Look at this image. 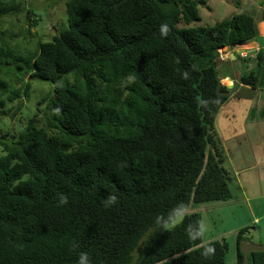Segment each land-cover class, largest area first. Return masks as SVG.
Listing matches in <instances>:
<instances>
[{
	"label": "trees",
	"instance_id": "16d2710c",
	"mask_svg": "<svg viewBox=\"0 0 264 264\" xmlns=\"http://www.w3.org/2000/svg\"><path fill=\"white\" fill-rule=\"evenodd\" d=\"M198 5L206 2L65 3L67 29L24 66L52 86L41 117L37 107L17 131L0 132V264H226L224 240L202 243L200 214L171 223L191 204L232 199L214 130L230 94L219 50L260 36L249 12L197 25ZM262 76L259 52L234 88L256 89ZM6 91L0 80V120H13L21 104L5 105L19 91L5 100ZM249 231H237L236 264L241 240L260 243ZM248 261L264 264V253Z\"/></svg>",
	"mask_w": 264,
	"mask_h": 264
},
{
	"label": "rangeland",
	"instance_id": "374dc122",
	"mask_svg": "<svg viewBox=\"0 0 264 264\" xmlns=\"http://www.w3.org/2000/svg\"><path fill=\"white\" fill-rule=\"evenodd\" d=\"M68 0H0V49L6 51L10 50L12 58L4 56L0 58V80L7 83V91L4 93L3 98L7 100L12 90L19 91V97L12 103L6 101L5 109L9 110L11 107H16L21 104V109L17 112V116L12 120L4 116L0 120V132L6 133L7 131H17L15 122L18 123V118H31L36 108L40 110L36 114L41 117L43 104H39L40 100L48 97L52 90V86L47 82L39 80H31L30 74L27 73L24 66L29 60L32 53L35 51L38 43L49 42L54 36H58L61 32L67 29L65 3ZM199 1V0H198ZM206 5H198V15L200 21L197 25L210 26L220 22L233 14L240 12H250L256 17L259 22L264 16V0H204ZM9 11L6 14L3 12ZM29 15V17H28ZM29 19V20H28ZM264 27L260 24V29ZM261 46L264 44L259 43ZM250 49L251 47H245ZM227 54V53H226ZM225 54V55H226ZM246 59H250L247 57ZM227 70L233 73L227 66L218 68V74L221 76L222 72ZM238 70H245L239 68ZM6 72L10 73V79L6 77ZM13 75H12V74ZM4 74V75H3ZM14 75L17 77L23 76L22 82L15 80ZM30 80V81H29ZM29 82L30 90L28 97L24 96V83ZM223 85L232 87L230 80H222ZM263 83L261 82L260 87ZM1 93V92H0ZM228 109H223L222 114L224 118H218L215 122L216 132L219 141H224L225 131L236 128L237 130L248 120L251 115H258V111L251 112L246 107L243 100H233ZM15 111V110H14ZM38 120V119H37ZM0 155H2L0 153ZM236 211L239 210L238 205H234ZM233 209V204L227 201L212 202L200 205H189L183 213L176 218L171 226L178 224L185 214L198 213L201 216V230H202V243H208L213 240H224L228 245L226 254V264H236V247L235 235L242 218L237 216ZM233 230V231H232ZM264 244V243H262Z\"/></svg>",
	"mask_w": 264,
	"mask_h": 264
},
{
	"label": "crops",
	"instance_id": "0c3cea01",
	"mask_svg": "<svg viewBox=\"0 0 264 264\" xmlns=\"http://www.w3.org/2000/svg\"><path fill=\"white\" fill-rule=\"evenodd\" d=\"M260 42L264 44L262 34H260ZM259 43L251 42L244 46L249 45L253 53L264 48ZM228 55L230 61L235 62V69L243 65L236 54L233 56L231 52H228ZM253 68L249 66L246 70ZM228 79L233 83L236 82L231 77ZM261 82L262 87H260ZM233 85L236 86V83ZM234 86L231 89L228 88L229 99L221 106L217 119L226 117L222 114V110L228 109L233 100L239 102L243 100L251 112L258 111L259 114L251 115L239 130L234 128L225 131L224 141H219V137L217 139L223 151V167L231 177L230 203L233 204L231 212L233 210L242 218L238 228L250 227L251 240L262 244L264 243V76L260 77L256 89L242 85L236 88ZM216 132L220 131L216 129ZM234 205H238L239 210L236 211Z\"/></svg>",
	"mask_w": 264,
	"mask_h": 264
},
{
	"label": "clouds",
	"instance_id": "9594fccd",
	"mask_svg": "<svg viewBox=\"0 0 264 264\" xmlns=\"http://www.w3.org/2000/svg\"><path fill=\"white\" fill-rule=\"evenodd\" d=\"M206 2V1H205ZM241 13V12H240ZM250 13V12H249ZM236 14H239V13H236ZM253 14V13H252ZM253 16L255 17V15L253 14ZM256 18V17H255ZM260 24H263L264 25V16H263V19L260 20L257 24V27H258V34L260 36V34H262V36L264 37V30L261 31L260 29ZM253 42H258L259 41H252ZM248 43H251V42H248ZM248 43H242V44H236L234 46L233 49H228V48H222L219 50V62H218V65H217V71H218V68H220L221 66H227L231 69V71L233 73H227V70H224L222 72V75L220 76L219 74V77H220V83L222 84V80H229L228 77H231V79H234L237 84V80H238V73L240 70H238L239 68H245V70H242V71H249V70H252V69H249V70H246L247 67L251 66V67H254L253 69H255L257 67V55L259 52H262L263 53V62H264V48L262 49H259L258 51L256 50V52H251V49H246L244 45L248 44ZM249 45H247L246 47H248ZM263 46V45H262ZM228 52H231L232 55L234 56V54H236L239 58V60L243 63V65L239 66L237 69H235V62H231L230 61V57L228 55ZM227 53V54H226ZM226 54V55H225ZM247 57H250V59H246ZM238 72H235L237 71ZM233 77V78H232ZM232 82V87L234 86V84ZM223 85V84H222ZM240 85V84H239ZM238 85V86H239ZM225 86V85H224ZM244 86V85H242ZM227 89L228 88H232V87H229V86H225ZM247 87V86H246ZM229 90V89H228ZM230 91V90H229ZM237 234V233H236ZM245 240H248V239H245ZM235 241H236V238H235ZM242 241V240H241ZM250 242V241H249ZM240 243V242H239ZM254 244V243H253ZM239 248V246H238ZM213 251V249L209 248L207 249V252L208 253H211Z\"/></svg>",
	"mask_w": 264,
	"mask_h": 264
},
{
	"label": "water",
	"instance_id": "95a60500",
	"mask_svg": "<svg viewBox=\"0 0 264 264\" xmlns=\"http://www.w3.org/2000/svg\"><path fill=\"white\" fill-rule=\"evenodd\" d=\"M238 249L242 255V264H250L248 256L251 253H264V244H253L249 240H242Z\"/></svg>",
	"mask_w": 264,
	"mask_h": 264
}]
</instances>
